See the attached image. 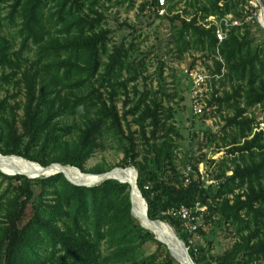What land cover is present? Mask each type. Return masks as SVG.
<instances>
[{
	"label": "trees",
	"instance_id": "obj_1",
	"mask_svg": "<svg viewBox=\"0 0 264 264\" xmlns=\"http://www.w3.org/2000/svg\"><path fill=\"white\" fill-rule=\"evenodd\" d=\"M11 1L5 26L18 28L21 42L16 48L12 33L0 34V93L15 86L25 102L10 101L18 94L0 100V153L101 175L106 171L88 172L84 165L113 141L125 153L118 167L139 173L149 218L170 225L196 264H264V130L255 132L256 119L248 116L264 112V45L256 46L249 32L242 37L240 28L220 44L214 28L171 19L182 22L181 54L207 52L214 60L212 81L219 89L209 107L220 115L233 113L225 118L220 140L230 147L232 166L224 164L210 185L190 160L184 163L188 175L179 170L177 140L183 135L169 124L172 114L167 116L158 93L136 85L144 68V62L130 61L136 46L109 48L111 31L98 9L102 0ZM208 2L204 11L221 17L241 18L245 11V2ZM160 9L158 0L142 5V12L157 17ZM219 90H225L221 96ZM200 207L208 210L200 237L226 228L236 234L237 242L222 256L195 246L171 215ZM132 209L129 185L115 180L86 188L63 175L29 180L0 172V264H179L168 250L160 258L165 246ZM149 245L156 253H146Z\"/></svg>",
	"mask_w": 264,
	"mask_h": 264
},
{
	"label": "rangeland",
	"instance_id": "obj_2",
	"mask_svg": "<svg viewBox=\"0 0 264 264\" xmlns=\"http://www.w3.org/2000/svg\"><path fill=\"white\" fill-rule=\"evenodd\" d=\"M148 1L151 0H112L111 2L102 0L100 2L98 9L106 14V27L111 31L109 48L112 49L122 44L127 47L131 44L136 46L130 54V61L137 64L144 62V68L139 70L140 76L135 84L142 91L150 90L153 93H158L157 98L162 101L167 116L172 114L169 124L174 125L183 135V140H177L176 164L179 170L183 175H188L189 171L184 163L186 160H190L193 167L199 168L203 181L210 185L216 184L215 176L224 169V164L232 166V163L228 162L231 156L226 154L230 147H225L220 140L225 135L223 132L226 126L225 118L228 115L233 116V113L224 112L220 115L217 113V107L213 109L209 107V101L212 100L215 90L219 89V85L214 88L212 81L215 71L214 60L209 57L207 52L189 51L181 54L177 46V33L182 22L173 23L171 19L180 16L181 20L187 22L195 20L198 26L204 25L210 29L219 25L221 16L204 11L205 6L210 8L208 0H178L164 7L157 17L150 10L142 12V5ZM234 1L239 2L238 0ZM241 2H245L243 6L245 11L242 17L239 18L234 14L229 15L245 21V24L241 21L243 24L240 28L242 37L249 32L256 46L264 45V0H243ZM11 3V0H0V34L10 36L12 33V37H15L17 42L16 48H19L21 42L18 35L19 29H8L5 26L8 23L7 15ZM223 3H220L219 6L222 7ZM256 17L258 23H255ZM2 72L0 68V76ZM196 75L203 78L204 84L196 83ZM229 90L227 89V91ZM19 91L15 86L8 87L0 93V100L5 96L18 94L16 99L12 98L10 101L13 104H23L25 94L24 91ZM219 91L221 96L225 90ZM196 100L202 108V113L199 115L195 114L193 110ZM119 107L123 111L122 104ZM19 114L22 115L23 112ZM248 116L256 119L255 132L264 130L262 109H256ZM129 121H132V118H129ZM132 129L133 131L139 130L135 125L132 126ZM214 136H217L215 141ZM124 159L123 148L111 141L106 150L97 151L85 163L84 169L88 172L103 169L106 171L105 173H108L122 165ZM67 170L80 175L71 169ZM128 171L136 175L135 171ZM228 174L232 175V172L230 171ZM122 176L126 178L123 174ZM118 178L121 179L120 176ZM243 192L239 190L237 194ZM230 198L232 199L233 196ZM138 204L142 209L143 204L140 200H138ZM207 214L208 210L206 209L204 216L198 220V227L204 225ZM205 229L209 232L212 227L209 225ZM157 238L161 240L158 236ZM211 241L213 242L210 246ZM236 242V234L232 228L230 230L228 228L215 229V236L209 238L200 237L198 233L192 235V243L195 246L208 249L209 254L215 257L224 255ZM157 249L155 245H149L146 248V253L154 254ZM166 250L165 247L160 252V258L165 256Z\"/></svg>",
	"mask_w": 264,
	"mask_h": 264
},
{
	"label": "water",
	"instance_id": "obj_3",
	"mask_svg": "<svg viewBox=\"0 0 264 264\" xmlns=\"http://www.w3.org/2000/svg\"><path fill=\"white\" fill-rule=\"evenodd\" d=\"M20 158V159H24V158H21V157H17V156H4L3 154L0 153V158H3V159H9V158ZM26 160V159H24ZM28 161V160H26ZM28 162H31V161H28ZM33 163V162H31ZM33 164H36L39 166L40 168V174L44 175L43 177H40V178H30L26 175H23V174H11V173H7V172H4L2 170H0V172H2L3 174L5 175H8V176H11V177H16V176H22V177H26L28 178L29 180H36V179H42V178H51L53 176H56V175H63L65 177V179L71 183L72 185L74 186H77V187H86V188H92V187H96V186H99L101 184H103L104 182L106 181H110V180H115V181H118L119 183L121 184H127L129 185L130 189H131V202H132V206H133V209H132V213L134 215L135 218H137L142 226L149 230L145 225L144 223H147L151 226H159V225H164L166 227H168V236L169 238H171L173 241H174V245H168V243L166 242H163L162 240H159L155 234V232L153 230H149L151 231L155 237H156V240L159 241L161 244H163L167 250L169 251L170 255L177 261V263L179 264H196L193 260V258L191 257L190 255V252H189V249L188 247L186 246V244L176 235L175 231L173 230V228L166 224V223H163L161 221H153L149 218L148 216V207H147V203L145 201V199L143 198L142 194H141V191L139 189V186H138V178H139V173L137 171V169H135L134 167L132 168H122V167H117L115 169H113L112 171L108 172V173H105V174H102V175H93V174H86L84 172H82L80 169H77V168H74V167H70V166H63L61 164H52L48 167H43L41 166L40 164L38 163H33ZM72 168V169H76L78 170L79 172H81V174L83 176H90V177H95L96 180L98 181V184L97 185H92V186H87V185H79V184H75L74 182H72L68 176L66 175L65 172H63V169L65 168ZM128 170H133L135 171L136 173V180L135 182H130V181H119L117 180L116 178H114L115 174L118 172V171H128ZM218 191V189H217ZM135 196H137V199L140 200L143 204L142 208H143V215H139L136 213V201H135Z\"/></svg>",
	"mask_w": 264,
	"mask_h": 264
},
{
	"label": "bare ground",
	"instance_id": "obj_4",
	"mask_svg": "<svg viewBox=\"0 0 264 264\" xmlns=\"http://www.w3.org/2000/svg\"><path fill=\"white\" fill-rule=\"evenodd\" d=\"M15 158V159H14ZM9 158V159H3L0 158V170L11 173V174H23L26 175L30 178H37V177H43L44 175L40 174V168L38 165L33 164L31 162H28L24 159L20 158ZM18 159V160H17ZM63 172L66 173L68 178L74 182L75 184L79 185H87V186H92V185H97L98 181L96 180L95 177H86L83 176L81 173L80 175L74 174L71 171H68L66 168L63 169ZM122 174L128 179L124 178ZM118 176L121 177V179L124 181H130V182H135L136 180V175L130 171H118L114 178L119 179ZM120 180V179H119ZM121 180V181H122ZM88 183V184H87ZM92 183V184H91ZM135 201H136V213L139 215H143V208L141 209L138 204L137 196H135ZM150 230H153L163 242L168 243L170 246L171 244L174 245V241L169 238L167 232H168V227L164 225H159V226H151L147 223H145ZM167 231V232H166ZM169 233V232H168Z\"/></svg>",
	"mask_w": 264,
	"mask_h": 264
},
{
	"label": "built area",
	"instance_id": "obj_5",
	"mask_svg": "<svg viewBox=\"0 0 264 264\" xmlns=\"http://www.w3.org/2000/svg\"><path fill=\"white\" fill-rule=\"evenodd\" d=\"M178 0H158L159 6H160V13L161 11L164 9V7H167L168 4L171 2H176ZM239 2L243 1V0H238ZM257 23H258V18H255ZM245 24V21L239 18H236L232 15H226L224 17H220L219 18V25L216 26L214 29V33L217 37V40L219 41V43H223L229 36V34L234 30V29H239L242 28L243 24ZM199 26H203L204 25H199ZM206 28V27H204ZM209 29V28H206ZM213 29V28H210ZM196 83L197 84H204V80L201 76L196 75ZM197 96V95H196ZM195 114H201L202 113V108L200 107L198 100L195 101V105L193 107ZM207 208L203 207V208H197L196 210H192V209H188V208H182L179 211H172L171 215L174 218H178L179 220H181L183 227L185 230H187V232L190 235L193 234H197L198 232V220L199 218L204 216V212ZM197 214H200V216H197ZM192 242V241H191Z\"/></svg>",
	"mask_w": 264,
	"mask_h": 264
}]
</instances>
